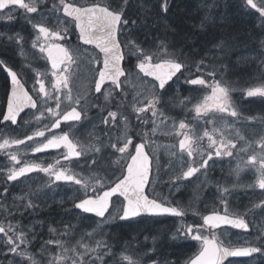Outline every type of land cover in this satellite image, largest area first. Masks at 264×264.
Wrapping results in <instances>:
<instances>
[{
    "label": "snow or ice",
    "instance_id": "snow-or-ice-1",
    "mask_svg": "<svg viewBox=\"0 0 264 264\" xmlns=\"http://www.w3.org/2000/svg\"><path fill=\"white\" fill-rule=\"evenodd\" d=\"M133 3L0 0V24L19 19L30 29L27 35L0 31V46L22 51L30 38L36 58L48 65L43 72L33 69L28 89L32 78L22 79L21 71L0 58L7 74L0 154L8 161L0 166V264H160L155 246L149 248L138 236L122 242L112 232L122 224L160 223V217L177 218L171 239L196 243L198 250L184 264H225L230 257L264 264V229L254 238L243 237L242 243L232 240L229 231L249 232L248 214L264 213V36L253 57L259 60V85L233 86L225 80L227 65L222 64L232 47L229 41L186 53L171 38L178 33L167 23L171 0H156L155 12L141 3L135 18ZM240 6L258 14L256 27L264 32V0H240ZM208 18L206 14L201 29ZM82 68L91 73L83 90L77 85ZM201 92L207 93L202 99L196 95ZM250 98L262 105L258 115H245L243 105ZM88 125L85 137L80 130ZM20 128L32 131L20 133ZM158 133L179 137V152L175 145L169 151L179 170L169 160L168 173L174 174L168 181L161 179L165 165ZM51 151L56 152L52 162L28 159ZM217 165L222 172L227 165L237 175L255 169L257 181L246 187L259 188L262 198L244 213L233 212L230 197L238 186H229L226 178L213 183L210 174ZM31 173L48 179L36 190L29 187L9 198V185ZM185 182H196L199 190L215 188L203 209L192 201L182 207L175 200ZM62 184L74 186L76 193L64 208L69 219L25 225L26 214L38 215L45 190L54 196ZM54 202L66 203L64 198ZM190 212L194 222H187Z\"/></svg>",
    "mask_w": 264,
    "mask_h": 264
},
{
    "label": "rangeland",
    "instance_id": "rangeland-1",
    "mask_svg": "<svg viewBox=\"0 0 264 264\" xmlns=\"http://www.w3.org/2000/svg\"><path fill=\"white\" fill-rule=\"evenodd\" d=\"M206 1L207 0H184V3L182 2V8L180 7L179 12L183 13V15H186V18H184L183 20V32H185L188 37L194 36L195 39H199L200 37L213 33L214 29L218 28L217 26L219 24H225L227 29H232V32L230 34L232 47L228 49L230 52L229 54L232 55V57L230 58L231 65L227 66V70L224 72V78L227 82L232 83L233 86H236L238 82L241 85L247 84L248 86H258L260 83V81L258 80L259 60L254 59L253 57H255V54L261 50L259 40L262 36H264V32H261V30L256 27L258 14L250 12V10L248 9H242L240 6V0H218L222 5L216 4L215 7L218 6V10L210 16L209 9L211 7H209L210 4ZM79 2L83 3L84 0H79ZM176 2L178 5L180 4L179 0H177ZM141 3L147 6H151L153 12H155L156 8L158 7V5L156 4V0H134L132 9L134 18L135 13L139 11V8L137 6ZM206 14L209 15V18L205 20V28L201 29L199 25L201 21L204 20ZM234 29H237V31L234 32ZM5 30H10L13 32L21 31L23 35H27V33L30 31L27 25H25L24 22L19 19L15 23L10 25L0 24V31ZM245 35H247V37L245 39H242V41H239V38H242ZM140 38L143 39L142 34L140 35ZM209 38L210 37H208L207 39ZM0 51H3L2 54L7 55V58L11 61V64H13L18 71L22 72V79H29V77L32 78L29 79L27 86H30L32 84V80L34 79L35 73L33 69L43 72L48 67L46 62L43 63L44 60L36 58L39 56V53L31 48L30 38L25 42L22 51L21 49L14 46L7 48L0 46ZM244 56L249 57V59H240V57ZM90 75L91 73L86 71L84 68L80 70V74L77 78V85L81 90L87 87ZM208 92H210V89L208 90ZM205 94L207 93L201 92L197 93L196 95H198L199 98L202 99ZM185 95H188V93H185ZM233 98L235 100H239L240 96L239 98ZM261 107L262 105L258 100L253 101L251 100V98L249 102L243 105L245 115H247L248 113L258 115V110ZM208 128L209 130H211V125H208ZM17 131L20 133L27 132L28 134H30L32 129L20 128ZM88 131H91L89 130V125L87 126V128H82L80 130V132L83 133L85 137H87ZM200 131L202 133L203 128H201ZM242 131L246 130L242 129ZM178 141L179 137H176L174 133L171 136H164L160 135L159 133L157 134L159 155L161 157L162 163L165 165V167L162 168L161 171V179L163 181H168L170 175L174 174L168 173L169 160H172V166L179 170L177 161L174 157H171L169 155V151L171 150L172 145H175V151L177 153L179 152ZM55 155L56 153H42L36 154L35 157H32L29 154L28 159H33L36 161L46 160L47 162H52L51 158ZM6 164H8V161L3 165ZM232 168H235V162H233ZM257 177L258 174L256 173L255 169H244L239 173V175H237L235 172H231L227 165H225L223 172L217 165L215 170L210 174V179L213 183L217 180L223 181L226 178L229 182V186H231L232 184H236L238 186L234 191V194L230 197V203L232 206L231 210L233 212L240 213H244L246 209H250L252 203L258 202V200L262 198L260 196L261 190L259 188L253 189L246 187L249 184L254 185L257 181ZM47 179L48 178L43 173H33L28 177L22 178L21 181L13 182L11 185H9V187L11 188L9 198H11V195L13 193L19 194L21 191H28L29 187L32 190H36L40 185L44 184ZM201 179H203V177H201ZM185 183L187 184V186H182L180 188V191L175 196V200L181 202L182 207H187L189 205V202L192 201L194 207L203 209V201H211L212 193L215 191V188L211 187V189L204 188L203 190H199L196 188V182ZM73 187L74 186L62 184L57 189L54 196L51 192L45 190L44 195H42L40 198L41 208L37 210L38 215L26 214L23 219V223L25 225H28L30 222L36 220H45L47 223H52L53 220L59 221L61 220V218L65 220L69 219V217L63 215V212L64 208L71 206L70 202H67L68 198L76 194L73 191ZM161 187L163 188L164 192H167L169 190L164 185H161ZM160 190L161 188L158 187L157 192H159ZM0 191H2V187H0ZM149 192H151V189H149ZM198 196L200 197V202H197L196 200ZM61 198H64L66 201L63 207L54 202L59 201ZM113 211H115V208L113 209ZM158 219L160 220V223L155 224L150 221L139 226L132 225L131 227L122 224L121 226H118L119 229H117V227H114L112 229V232L115 235L121 237L122 242L123 240H131L133 236H138V239L141 243H146L147 246L151 248L155 246V241L157 239L163 242L164 238L168 234L170 235L169 237H167V239L169 238L170 240H173L171 239V235L176 224V219ZM247 219L251 227L250 232L240 233L229 230L230 233H232V236L230 237L232 240H239V242L242 243L243 237L247 236L250 239L254 238L261 232L262 229H264V213L258 210H256L254 213L250 212L247 216ZM47 223L42 230L44 238H47ZM36 229L37 231H40L39 224L36 225ZM151 233L153 235H151ZM163 233H165L166 235H164ZM145 236L148 237L147 241H145ZM39 242L40 241L37 240V245L39 244ZM133 243H135V241H133ZM189 243L190 240H174L171 250L168 251H170V253H175L177 256H180L179 260H182V255L184 253L186 254L187 248H189ZM192 246H196V243L194 241H192L191 243V247ZM162 248L163 246L157 249V257L160 260V264H165L166 260L169 262L174 261L175 264H178V262L175 261L176 258L167 257V254L169 255L168 251L163 252ZM157 257L153 258L156 259ZM248 261L250 260H238L229 262V264H246V262Z\"/></svg>",
    "mask_w": 264,
    "mask_h": 264
},
{
    "label": "trees",
    "instance_id": "trees-1",
    "mask_svg": "<svg viewBox=\"0 0 264 264\" xmlns=\"http://www.w3.org/2000/svg\"><path fill=\"white\" fill-rule=\"evenodd\" d=\"M177 0H171V8L167 17V23L175 26L178 29V33L175 36H172L171 38L175 40V42L177 43V45H183V50L187 53L189 51H191L192 48H196L198 50H203L205 48V46H207L208 48L212 47L213 43H218L221 39H225L227 41H229L230 45H231V38H230V34L232 32V29H227L225 24H219L216 28L214 29V32L211 33L210 35H205L203 37H200L199 39H195L194 36H190L188 37L187 34L185 32H183V20L184 18H186V15H183V13L179 12L180 7L182 8V6L177 5ZM207 3H209L210 5H213L210 9V16L213 15L216 12V9H218V6L215 7V5H219L221 4V2H219L218 0H207ZM222 5V4H221ZM163 21L160 24V30H163ZM254 23V22H253ZM225 25V26H224ZM237 29H234V32H236ZM244 34V33H243ZM242 34V35H243ZM208 37H210L209 39H207ZM247 37V35H245L242 38H239V41H242V39H245ZM206 39V40H203ZM247 42V41H246ZM229 50H228V54L227 56L225 55L222 61V64L230 66L231 65V60L230 58L232 57L231 54H229ZM239 96V95H238ZM237 96V97H238ZM164 235H166L165 233H163ZM151 235H153L151 233ZM170 234H168L165 238L164 241L168 242L170 244V246L172 247V244L174 242V240H170L169 238L167 239V237H169ZM167 239V240H166ZM161 240L157 239L155 241V248L158 249L161 246ZM171 250V249H168ZM193 249L192 248H187V252L186 254L184 253L183 259L180 261L179 258L180 256H177L175 253H170V251H168L169 255L167 254V257L169 258H176V262H178V264H182L184 263V260L187 259V257L191 256L193 253ZM165 254V255H166Z\"/></svg>",
    "mask_w": 264,
    "mask_h": 264
},
{
    "label": "flooded vegetation",
    "instance_id": "flooded-vegetation-1",
    "mask_svg": "<svg viewBox=\"0 0 264 264\" xmlns=\"http://www.w3.org/2000/svg\"><path fill=\"white\" fill-rule=\"evenodd\" d=\"M2 53H3V51H0V58H6L9 66H12L14 68V70H17V68L13 64H11V61L7 58V55H3ZM44 62H46V61L44 60L43 63ZM6 82H7V74H6V72L3 71V69H0V91H1L0 92V106L1 107L4 106V104H5L4 91H5ZM27 87H28V89H31L32 84L30 86H27ZM97 95H99V94H97ZM90 115H95V111H93V113H91ZM13 127H15V126H13ZM62 127H64V126L62 125ZM89 130H91V125H89ZM50 153H56V152L51 151V152H49V154ZM6 162H7V158L3 154H0V166L5 164Z\"/></svg>",
    "mask_w": 264,
    "mask_h": 264
},
{
    "label": "bare ground",
    "instance_id": "bare-ground-1",
    "mask_svg": "<svg viewBox=\"0 0 264 264\" xmlns=\"http://www.w3.org/2000/svg\"><path fill=\"white\" fill-rule=\"evenodd\" d=\"M179 2H180V4H179V6H182V2L184 3V0H182V1H180L179 0ZM178 5V4H177ZM218 9H216V11H217ZM161 246H163V248H162V251L163 252H166V251H168V249H171V246H170V244L168 243V242H166V241H163L162 243H161ZM161 246H160V248H161ZM167 249V250H166Z\"/></svg>",
    "mask_w": 264,
    "mask_h": 264
},
{
    "label": "water",
    "instance_id": "water-1",
    "mask_svg": "<svg viewBox=\"0 0 264 264\" xmlns=\"http://www.w3.org/2000/svg\"><path fill=\"white\" fill-rule=\"evenodd\" d=\"M233 258H245V257H230L228 259H233Z\"/></svg>",
    "mask_w": 264,
    "mask_h": 264
}]
</instances>
